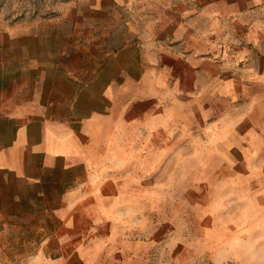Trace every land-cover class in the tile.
<instances>
[{"label":"crops","instance_id":"0c3cea01","mask_svg":"<svg viewBox=\"0 0 264 264\" xmlns=\"http://www.w3.org/2000/svg\"><path fill=\"white\" fill-rule=\"evenodd\" d=\"M117 4L0 90V264H183L235 245L224 216H264V0Z\"/></svg>","mask_w":264,"mask_h":264},{"label":"rangeland","instance_id":"374dc122","mask_svg":"<svg viewBox=\"0 0 264 264\" xmlns=\"http://www.w3.org/2000/svg\"><path fill=\"white\" fill-rule=\"evenodd\" d=\"M112 1L0 0V90L7 95L14 94L18 90L17 86L24 85L27 81L32 85L34 80H39L40 72H27L24 68L34 60L45 59V55L42 54L44 51L42 46L46 43L43 40L45 36H51L58 30H73L76 18L93 17L95 22H98V36L106 31L107 26H114V30L115 25L121 26L120 22H110L108 19L111 16ZM139 1L117 0L114 15L120 17L128 15L129 8L136 15ZM77 29L87 28L84 23H78ZM53 43L57 44L56 39ZM68 53L69 49L66 56L68 61L73 62L72 55ZM53 58L57 62V56ZM1 190H9V188L0 183ZM8 203V199L0 198V212ZM246 210L251 211L249 206ZM247 211L224 216L227 219L223 223L225 227L222 230L223 237L230 242L235 241V245L226 247L225 250L221 248L225 254L219 258L220 261L217 256L218 247H211V252H207L206 248L198 245L195 246L193 260L183 264H264V216L249 215L246 214ZM187 216L189 221V214ZM214 217L223 218L222 215H214ZM185 220V200H179L178 221L184 223ZM202 221L201 208L195 206L193 223L196 240L201 238Z\"/></svg>","mask_w":264,"mask_h":264}]
</instances>
